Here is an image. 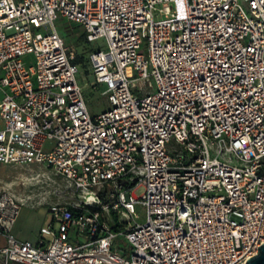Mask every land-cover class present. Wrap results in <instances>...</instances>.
Masks as SVG:
<instances>
[{
	"label": "built area",
	"instance_id": "1",
	"mask_svg": "<svg viewBox=\"0 0 264 264\" xmlns=\"http://www.w3.org/2000/svg\"><path fill=\"white\" fill-rule=\"evenodd\" d=\"M59 19L88 43L105 39L89 53L90 87L109 102L98 114ZM0 94V163L43 166L78 193L47 208L32 241L14 232L24 203L2 191V264H248L258 254L264 0H0Z\"/></svg>",
	"mask_w": 264,
	"mask_h": 264
},
{
	"label": "rangeland",
	"instance_id": "2",
	"mask_svg": "<svg viewBox=\"0 0 264 264\" xmlns=\"http://www.w3.org/2000/svg\"><path fill=\"white\" fill-rule=\"evenodd\" d=\"M57 25L65 37L66 43L74 48L79 57H81L78 79L79 83L83 86L89 111L95 115L106 110L109 106L108 99L99 90L91 89L90 86L94 80V76L93 74H89L88 70L90 51L94 48L105 49V39L101 38L95 42L88 43L84 36H82L83 31L79 26L69 25L64 19H59ZM48 145L49 143H47ZM144 190V186H139L134 190V195L139 197L144 193ZM2 191H9L15 194L24 205H30L36 209H47L54 203H62L68 198L78 196V193L69 187L66 181L55 176L52 171L43 166H24L5 163H0V193ZM136 211L140 215V220H145L146 208L137 205ZM50 219L51 217L48 213L47 222ZM72 241L76 244L83 243V240L78 239L76 236H73ZM120 247L129 249V244L120 238L118 248ZM125 257L130 258L129 255H125ZM9 264H16V262L10 261Z\"/></svg>",
	"mask_w": 264,
	"mask_h": 264
},
{
	"label": "crops",
	"instance_id": "3",
	"mask_svg": "<svg viewBox=\"0 0 264 264\" xmlns=\"http://www.w3.org/2000/svg\"><path fill=\"white\" fill-rule=\"evenodd\" d=\"M47 214V209H36L30 205H23L14 226L15 234L22 240L36 241L40 236V228L48 223ZM5 243V236L0 234V247ZM16 264L22 263L16 262Z\"/></svg>",
	"mask_w": 264,
	"mask_h": 264
},
{
	"label": "water",
	"instance_id": "4",
	"mask_svg": "<svg viewBox=\"0 0 264 264\" xmlns=\"http://www.w3.org/2000/svg\"><path fill=\"white\" fill-rule=\"evenodd\" d=\"M258 254L251 256L246 263L248 264H264V242L258 246Z\"/></svg>",
	"mask_w": 264,
	"mask_h": 264
},
{
	"label": "trees",
	"instance_id": "5",
	"mask_svg": "<svg viewBox=\"0 0 264 264\" xmlns=\"http://www.w3.org/2000/svg\"><path fill=\"white\" fill-rule=\"evenodd\" d=\"M82 36H84V35L82 34ZM84 38H85V36H84ZM80 58H81V57H79V55H77L76 62H80ZM104 200H106V201H107V199H106V198H105Z\"/></svg>",
	"mask_w": 264,
	"mask_h": 264
}]
</instances>
